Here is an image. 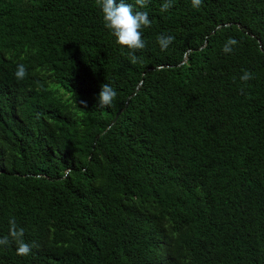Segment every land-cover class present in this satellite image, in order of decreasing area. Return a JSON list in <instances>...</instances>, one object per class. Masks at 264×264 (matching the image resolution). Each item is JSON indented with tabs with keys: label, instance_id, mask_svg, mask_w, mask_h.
Segmentation results:
<instances>
[{
	"label": "trees",
	"instance_id": "16d2710c",
	"mask_svg": "<svg viewBox=\"0 0 264 264\" xmlns=\"http://www.w3.org/2000/svg\"><path fill=\"white\" fill-rule=\"evenodd\" d=\"M164 2L133 64L95 0H0V237L38 245L0 264H264V0Z\"/></svg>",
	"mask_w": 264,
	"mask_h": 264
},
{
	"label": "clouds",
	"instance_id": "9594fccd",
	"mask_svg": "<svg viewBox=\"0 0 264 264\" xmlns=\"http://www.w3.org/2000/svg\"><path fill=\"white\" fill-rule=\"evenodd\" d=\"M150 0H134L133 3L127 0H95L96 5L102 12L105 27L110 30L116 40V43L130 50V62L137 63L135 52L146 48L147 43L144 39L143 29L150 28L152 21L149 18V13L144 11ZM203 0H191L194 8H199ZM174 0H165L161 5L160 11L166 12L173 6ZM135 5V7H134ZM157 43L162 51L167 50L169 45L175 39L170 34H158ZM235 38L229 37L223 45V52L232 53L235 46L238 45ZM28 70L24 64H18L15 77L23 80L26 78ZM235 79V78H234ZM243 82H248L254 79V75L250 70H243V74L239 77ZM117 97V91L109 83L101 85L98 93V105L100 107H109ZM86 104V101H81ZM25 230L17 225L15 218L9 219L8 235L0 237V246L15 244L17 255L27 256L32 252L34 247H38L35 241L28 242L25 240Z\"/></svg>",
	"mask_w": 264,
	"mask_h": 264
},
{
	"label": "water",
	"instance_id": "95a60500",
	"mask_svg": "<svg viewBox=\"0 0 264 264\" xmlns=\"http://www.w3.org/2000/svg\"><path fill=\"white\" fill-rule=\"evenodd\" d=\"M203 47H204V46H203ZM201 48H202V47H201ZM187 59H188V56L186 55L182 63L186 62ZM118 116H119V114L116 116V118L114 119L113 123L117 120ZM113 123H112V124H113Z\"/></svg>",
	"mask_w": 264,
	"mask_h": 264
}]
</instances>
